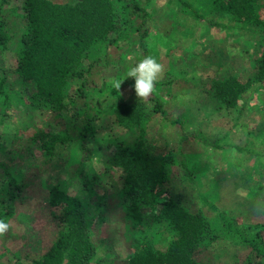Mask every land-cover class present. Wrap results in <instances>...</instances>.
I'll list each match as a JSON object with an SVG mask.
<instances>
[{
  "label": "rangeland",
  "instance_id": "374dc122",
  "mask_svg": "<svg viewBox=\"0 0 264 264\" xmlns=\"http://www.w3.org/2000/svg\"><path fill=\"white\" fill-rule=\"evenodd\" d=\"M187 1L203 18L186 13L175 0L142 1L150 13L145 22L147 34L143 38L147 56L155 57L164 66L159 78L162 83H156L153 94L170 114V118H165L151 111L150 100H144L146 115L139 136L154 152L171 156L168 178L156 185L155 192L159 199L171 196L191 212L202 211L206 218L214 215L212 204L238 225H250V231H258L264 239V80L252 81L259 33L249 26H235L226 15L215 14L204 7L203 0ZM205 18L226 26L216 27ZM9 50L0 55L4 63L12 59V50ZM104 51L102 45H96L91 49L90 58H86V61L92 56L95 58L88 74L91 84L101 86L104 82L105 87L95 99L104 111L100 110L98 119L93 120L94 136L101 146H97L92 157L83 164L88 171L97 172L116 193L120 171L115 166L110 167L104 155L113 153L117 139L131 144L134 138H140L138 129L131 124L117 125L112 121L109 105L115 97L125 96L134 89L135 79L126 75L144 57L136 40L131 38L108 44ZM103 53L107 54L109 62H104ZM226 73H234L240 79L249 78L251 82L238 94L234 106L215 109L204 85L212 76L221 77ZM169 77L171 81L166 83ZM118 80H123L119 90L114 88ZM15 85L18 86L17 82ZM26 95L22 92L19 97H13L7 115L0 121V162L12 168L14 157L10 145L14 135H25L37 125L45 127L46 121L54 122L59 116L45 103L30 106ZM174 117L178 122L171 121ZM72 121L73 118L71 123L65 119V124L67 132L74 136ZM198 132L210 140L219 138L222 146L213 147L203 142L195 135ZM231 143L252 151H238ZM80 156L77 142L69 139L57 142L51 155L36 158L35 167L23 186V198L15 203L14 212L6 221L10 228L0 235V263L9 264L15 258H24L23 255H37L52 238L46 183H58L89 203L75 171ZM117 199L114 194L107 200V216L94 228L92 238L98 256L113 264H126L134 237L133 225L123 216ZM140 208L145 212L146 237L155 247L164 249L174 232L168 229L159 212L161 203L154 202L152 207L144 204ZM90 211V219L94 221L96 210L90 207ZM247 251L246 244L227 236L218 237L208 248L215 264H264V258L248 262Z\"/></svg>",
  "mask_w": 264,
  "mask_h": 264
},
{
  "label": "trees",
  "instance_id": "16d2710c",
  "mask_svg": "<svg viewBox=\"0 0 264 264\" xmlns=\"http://www.w3.org/2000/svg\"><path fill=\"white\" fill-rule=\"evenodd\" d=\"M142 1L0 0V55L10 51L9 48L12 50L9 62L4 63L0 58V121L7 115L13 97H19L22 92L27 93L25 98L30 106L45 103L59 115L54 122L46 121L45 127L37 125L27 134H15L12 138L13 168L0 162V220L6 222L14 212L15 203L22 200L23 186L35 167L36 158L51 155L57 142L69 139H75L78 144L81 156L75 171L89 199V203L83 201L58 183H46L53 236L39 254L23 255L24 258H15L9 264H113L97 255L92 236L94 228L105 220L107 200L114 194L118 196L117 204L123 216L133 225L134 237L126 264H215L208 248L221 236L246 244L248 262L264 258V239L258 231H250V225H238L212 204L214 215L206 218L202 211L191 212L171 196L158 198L155 187L168 178L171 156L154 152L142 142L139 135L146 112L144 100L136 96L135 89L125 96L115 97L109 105L112 121L117 125L131 124L138 129L140 138H134L131 144L117 139L113 153L104 155L106 163L120 171L117 192L114 193L97 172L84 167V161L101 146L94 136L93 120L98 119L100 110L104 111L95 99L105 87L104 82L101 86L91 84L88 74L95 58L92 56L89 61L86 58H90L91 49L96 45H102L104 51L108 44L123 38L136 40L143 57L147 56L143 38L147 34L145 22L150 13ZM175 2L191 16L203 18L191 2ZM203 3L215 14L226 15L235 26H249L259 33L252 81L264 80V1L203 0ZM205 21L216 27L226 26L213 19L205 18ZM11 44L14 47H10ZM109 61L106 54L104 62ZM170 81L171 77L165 80ZM250 82L249 78L240 79L234 73H226L209 78L204 90L215 109L230 108ZM157 83L162 82L158 79ZM147 99L151 111L170 118L156 94ZM72 118L74 136L67 132L65 124V119L71 123ZM171 121L178 122V118ZM195 135L213 147L222 146L219 138L210 140L199 132ZM230 145L238 151H252L235 143ZM157 201L161 203L159 212L168 229L174 232L164 249L155 247L146 237L145 212L140 208L144 204L152 207ZM90 207L96 210L94 221L90 219ZM205 253L207 255H203Z\"/></svg>",
  "mask_w": 264,
  "mask_h": 264
},
{
  "label": "clouds",
  "instance_id": "9594fccd",
  "mask_svg": "<svg viewBox=\"0 0 264 264\" xmlns=\"http://www.w3.org/2000/svg\"><path fill=\"white\" fill-rule=\"evenodd\" d=\"M163 71L164 66L155 57L146 56L128 70L126 77L135 79L136 96L141 100H146L156 91V83ZM123 80L115 81L114 88L119 90ZM9 228L8 223L0 220V235H4Z\"/></svg>",
  "mask_w": 264,
  "mask_h": 264
}]
</instances>
